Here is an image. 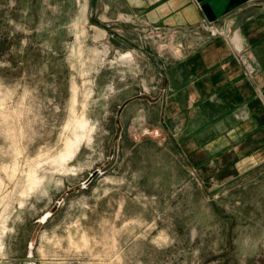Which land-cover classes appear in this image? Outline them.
Listing matches in <instances>:
<instances>
[{
	"label": "rangeland",
	"instance_id": "374dc122",
	"mask_svg": "<svg viewBox=\"0 0 264 264\" xmlns=\"http://www.w3.org/2000/svg\"><path fill=\"white\" fill-rule=\"evenodd\" d=\"M111 0H0V264H264V155L183 163L160 125L177 30Z\"/></svg>",
	"mask_w": 264,
	"mask_h": 264
},
{
	"label": "crops",
	"instance_id": "0c3cea01",
	"mask_svg": "<svg viewBox=\"0 0 264 264\" xmlns=\"http://www.w3.org/2000/svg\"><path fill=\"white\" fill-rule=\"evenodd\" d=\"M125 19L177 30L160 125L183 163L237 171L264 155V0H111Z\"/></svg>",
	"mask_w": 264,
	"mask_h": 264
}]
</instances>
